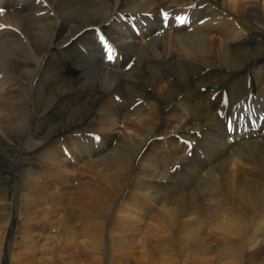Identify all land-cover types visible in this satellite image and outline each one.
I'll return each mask as SVG.
<instances>
[{
  "label": "bare ground",
  "instance_id": "1",
  "mask_svg": "<svg viewBox=\"0 0 264 264\" xmlns=\"http://www.w3.org/2000/svg\"><path fill=\"white\" fill-rule=\"evenodd\" d=\"M158 1L0 0V9H3L0 12V132L3 134L5 128L19 120L22 111L18 115L13 105L19 108L23 102L26 106L31 93L35 98L46 93L50 98L43 102L44 109L34 120V113L26 116L29 123L27 120L25 123L34 125L36 120L48 129L43 128L41 133L36 130L37 135L29 130L18 154L29 153L27 149L33 137L42 139L43 132L59 140L65 133H78L77 128L90 124L91 127L79 131L98 130L102 136V144L99 143L102 150L94 148L88 150L92 154H84L79 149H71V154L65 157L60 150L55 151L53 139L52 142L43 140L42 144L39 141L41 145L33 152L41 149L43 166L31 169L35 178L32 186L26 187L30 190L23 192L22 214L24 217L27 212L40 214L35 221L40 222L33 226L35 232H70L68 257L72 259L73 247L79 246L83 251L93 239H89L93 231L102 234L107 215L118 205L119 213L114 211L118 215L106 228H109L108 239L119 248L123 243L130 249L137 248L142 240L143 246L157 254L161 263L165 255L168 258L164 263L176 251V263L178 260L181 264L185 261V252L190 259H201L199 264H264V122L260 127L262 134L254 130L249 135L247 131L226 135L217 125L218 130L202 144L204 158L193 161L192 166L180 155L177 145L179 137L192 138L204 123L210 125L216 121L211 113L214 109H207L197 95V87L203 80L198 78L213 76L233 86L240 79L248 88L246 83L250 76L254 78L255 69L264 68V0H175L173 6L198 5L195 10H183L189 16L195 13L191 17L195 19L192 25L205 17L203 24L193 26L192 32L182 27L170 28L160 35L155 33V27L161 24L147 27L140 36L127 35V28L124 29L127 34H122V28L121 34L113 32L118 33L122 50L118 52H122L125 62L134 59V65L127 71L121 70L123 64L119 60L113 68L102 65L96 50L87 55L81 53V38L75 40L76 35L97 23L107 22L117 11H157ZM206 16H210L209 21ZM156 23H160L157 17ZM260 85H264V78ZM130 98L143 99V102L133 112L125 113L132 105L128 102ZM56 101L72 111L71 114L68 111L70 116H66L65 123L48 111ZM28 111L31 112L29 108ZM194 119L198 122L194 123ZM120 146L123 150H132L131 163L109 160ZM166 146L180 163L189 166L187 171L171 175L162 160L168 157L163 155L167 152ZM1 204L0 217L8 219L9 215L2 213L8 205ZM21 208H13L9 235L14 232ZM75 239L83 242L78 244ZM96 243L90 244L97 251ZM9 252L10 249L7 255ZM34 258L26 253L17 264H35Z\"/></svg>",
  "mask_w": 264,
  "mask_h": 264
},
{
  "label": "rangeland",
  "instance_id": "2",
  "mask_svg": "<svg viewBox=\"0 0 264 264\" xmlns=\"http://www.w3.org/2000/svg\"><path fill=\"white\" fill-rule=\"evenodd\" d=\"M174 1L175 0L158 1L157 3H155V5L158 6L157 7L158 9H157V11H153V12H144V13L143 12H137V11H131L130 12L128 10L127 11H117L113 15L114 18L113 17L109 18V20H107V22L106 21L103 22L104 24L101 22V23H97V24L93 25L92 26L93 28L91 27L90 30H86L87 32L82 31L81 33L76 35L74 37V39L76 40L79 37L81 38V42H79V41H77V42H79V49H80L81 53H83L84 55H87L89 53V51H93V53H95V50H96V52L98 54L97 58L102 65L107 66L109 68H113V67L117 66L116 63L119 60L120 64L121 65L123 64V66L121 67V70L127 71V70L131 69L132 66L134 65V59L130 58L125 62V59L123 58L122 52H118L121 50V47H120L121 45H119L120 43L117 39L118 33H113V32H115V31L120 32L121 28H122V31H121L122 34L128 33L127 35L134 34L136 36H140V35H142L143 31H145V29L147 27H151V26L154 27L157 25L159 26V24H161V26H159V28L155 27V29H156L155 33L160 35V34H162V32L166 31V29H170V28L175 29V28H181L182 27V28H185L184 31L192 32V31H194L193 26H196L197 24L198 25L203 24L202 22L206 19L205 17H204L205 19L202 18L199 21H197V23L195 25H192V24H194V23H192V19H194V18H191V17L194 16L195 13L191 12L192 13V15L190 14L191 16H189V14L184 13L185 11H188L192 8H193V10H195L196 7H198V5H196V4L190 5V4L186 3V5H187L186 7L191 6L190 8L187 9L185 6L180 7L179 4H176L175 6H173V4H175ZM184 2H187V1L185 0ZM170 5H171V8H169ZM204 6H205L204 4L200 5L199 8L200 7L202 8ZM194 7H195V9H194ZM179 10H180V12H179ZM126 12H128V13H126ZM157 14H158V16H157ZM183 14H185V18L182 20V18L184 17ZM156 17L160 19V23H156ZM206 17L208 18L207 20L209 21L210 16H206ZM121 19H124V20H121ZM110 20H111V22L114 21L113 22L114 24L111 23ZM140 20H141V22H140ZM123 21H125V22H123ZM110 26H111V29H110ZM124 29H126L127 31ZM124 31H126L127 33ZM91 32H93V33H91ZM121 32H120V34H121ZM214 35L216 36V34L213 33V36ZM262 36H263L262 37V39H263L264 35H262ZM85 37L88 38V39L86 38V41H85ZM149 37L151 38V36H149ZM147 39H149V38H147ZM75 40L71 41L70 43H73ZM82 44H83V46H82ZM118 45H119V47H118ZM90 46H92V47H90ZM62 48L63 47H61L60 50ZM110 55L112 57L111 59H109ZM40 63H41V61H40ZM253 74H254V78L252 76H250L249 81L246 83L247 86H249L248 88L243 86V80H240V79H236L235 80L236 86H233L230 82H228L226 80H222V79L218 80V78H214L213 76H204V78L203 77L198 78V79H201V80L203 79V80L200 81V84H202V85L197 87L198 88L197 89V95L199 96V99L202 101L203 105L207 106L206 107L207 109L208 108L214 109V112H211V113L214 114V116L216 117V121L210 123V125L208 123H204L205 126L201 130H199L196 133V135L192 138H180L179 137V140L177 141L178 142L177 145H178L179 150H180V155L181 156L184 155V157H185L184 159H186L185 161H188V164H191V166H192L193 161H196L197 159H203L204 158L203 157L204 154H202L201 151H202L204 143L207 141L206 138H208L207 136H209L211 133H213V131L215 132L216 130H218L219 125L223 128V131H221V132L222 133L225 132L226 135L232 133L233 131L237 132V133L247 131L248 132L247 135H249V134H252V132L254 130L259 131V133L262 134L260 132V127H261L262 123L264 122V111H263V109H264V91H263L264 85H260V84L264 78V68L262 67L261 70L255 69ZM255 76H256V80H255ZM212 77H213V79H212ZM251 79L253 80V82ZM102 81L105 82L104 79ZM204 81H206V82H204ZM255 81H256V83H255ZM203 83H205L206 85ZM251 83H252V85H251ZM212 84H215V85H212ZM209 85L210 86L212 85L213 87L215 86V88H213L212 86H211L212 87L211 88ZM256 85H257V87H256ZM239 86H240V88H239ZM242 86H243V88H241ZM250 86H251V88H250ZM259 87L262 89H260ZM216 88H218V89H216ZM214 89H215V91H214ZM235 89H237V90H235ZM208 91H209V94H208ZM31 94H30L31 96L29 95V97H28L27 102H29V104L26 105L27 107L23 106V102H21V104L19 105L20 107L22 105V108H23V109L21 108L22 110H20V107L18 108V105H15V106L13 105V108L15 109L14 111L18 115L22 111L21 115H23V116H21V115L19 116V120H22V122L17 119L18 123L14 122L17 126L15 124H11V126H8V128H5V132L3 134H2V132H0V137H2V140H0V144H1L0 148L1 147L3 148V149L1 148L2 150L0 149V152H1L0 153V170H1L0 171V184H1L0 185L1 186L0 187V196L5 197V200L0 199V204L3 202L1 205H3V204H6V206L8 205L6 207V210H4L2 213L5 212L6 214L9 215L8 219L4 218V217H0V219L2 220V221L0 220V264H17V262L20 261L19 259L22 258V256L26 253L31 254L32 257L35 256V258H34L36 261L35 264H62V263H64V264H93V263L94 264H117V263L118 264H122V263L123 264H134V262H135V264H167V263L168 264H181V262H178V260L176 263V258H178V257H176L178 255V252L176 253V251H172V254H173V252H175L172 259H171V255H170L168 261L166 263H164L166 261V258H168V257H166L167 255H165V260L163 263H161L157 254H155L156 255L155 256L153 253H151L152 251L149 250L150 248H147V247L145 248L143 246L145 243L142 240H140V244H139L140 246H138L137 248H134V249H130V247L127 244H125L126 245L125 246L124 243L121 244V247L119 248V246L117 247L116 242H111L108 239V234H107V232H108L107 230L109 228H106V227H108L110 221L112 223L115 220L114 218L118 215V214L115 215V212L119 213L118 209L120 206H118V205L115 206V208L113 207L111 209L112 211H110L109 214L107 215L109 217H106V222H104V225H103L104 227L106 225V227H105L104 231L102 232V234L99 233V235L101 237H99V235H97L98 234L97 232L93 231V233L91 234L93 237L89 238V239H91V238H93V239L88 241V243L85 246L83 251L80 250L79 246H78L79 248L73 247L72 252L74 255L73 256L74 259L68 257L71 255L69 253L71 251V246H68L69 240H70V236H69L70 232L66 233V232H62V231H57L55 233L54 232L52 233L51 231H46V232L39 233L38 231H36V232L34 231L33 226L36 223L40 222L39 219L37 222H35L37 220V217H40L39 216L40 214L35 215V214H33L34 212L32 214L29 212L31 214L30 215L27 212V216L30 219H28L26 215L24 217V214H22L24 212V209H23L24 205H22V204H24V202H25V201H22V196H25L24 193H27V191L30 190V188H26V187H31L32 186V180L35 178V175H33L32 171H34L35 169L37 170V168L43 166L42 165L43 160H44L43 157H41L42 162H40V160H41L40 159L41 149L36 151V152H33V151L37 150L39 148V146L42 144L43 140H45L47 142H52L51 141L52 139L54 141L52 143L53 148H55V151L60 150V152L62 153V155L64 157L68 154H71V152H70L71 149H74L75 151L77 149H79L81 151V153L92 154L93 151H88V150L96 148L97 151H100L103 149V147L100 146L102 144L101 143L102 142V136L98 130L89 129V130L79 131L81 128L86 129L88 126H90V127L92 126L89 124L88 126L84 125L80 128H77L78 133L77 132L65 133L63 136H61L59 138V140L52 138L53 136H51V137H49L48 135L46 136V133L43 132L45 135L42 137V139H38L37 137H35V138L33 137L31 145L29 146V149H27V150H29L28 151L29 153L18 154V151H20L22 149V144H23L22 139H24V137L29 132V130H31L32 135L33 134L37 135L36 130L41 133L43 131V128L48 129L47 125H45V126L40 125L39 124L40 122L36 121V120L34 121L35 122L34 125H32V123L30 125L26 124V123H29V118H27V117L32 116L34 113V117H33V120H34V118L37 116V114H39V112L42 109H44V107L46 105V104H44L45 101H47L50 98L49 95L46 93H44L42 96L36 97V98H35V95L33 93H31ZM33 95H34V97H33ZM29 99H30V101H29ZM32 99H34V101ZM142 100L143 99L130 98L128 102L131 103L132 105L129 107V110H127L125 113L133 112L136 109V107L143 102ZM36 101H37V103H36ZM40 101H42V102H40ZM119 101H121V100L119 99ZM217 101H218V103H217ZM128 102H126V103H128ZM58 103L59 102L56 101L55 105L52 106L53 109L50 107L51 109L49 108L48 111H51V113L53 115L55 114V116H57L61 119L62 123H65V121L67 120V117L70 116L72 111H69L68 109L65 108L64 105H62L60 103L58 104ZM32 105H33V107L35 106L34 107L35 110H33ZM221 105H222V108H220ZM216 106L217 107L220 106L219 109ZM28 108L31 112L28 111ZM16 109H19L20 111L16 110ZM52 110H54V111H52ZM62 110H64V111H62ZM68 111L70 114L68 113ZM24 112L27 113V115ZM63 112L64 113L66 112V113L63 114ZM257 113H259L257 116V119H258V121H259V119H261L260 122H258V124H256L255 126L249 125L250 124L249 122L255 123L256 117L254 115H257ZM20 117H21V119H20ZM26 120L28 122H26ZM193 122L197 123L198 120L194 119ZM215 122H217V123H215ZM244 124H245V127H243ZM66 125H68V124H66ZM33 126H35V127H33ZM240 127L243 128V130H239L238 128H240ZM17 128H18V130H16ZM23 129H24V132H23ZM13 130H14V132L17 131L18 134H16L17 132L14 133ZM26 130H28V131H26ZM46 131H48V130H46ZM19 132H21L20 133L21 136L19 135ZM9 135H11V136H9ZM40 136H39V138H40ZM71 137H75V138H71ZM9 138H10V140H9ZM11 138H12V140H11ZM257 138H258V140H261V137H257ZM69 140H71V141L68 142ZM39 141L41 144L39 143ZM113 142H114L113 145L115 146L116 145L115 143L117 142L116 139ZM99 143H100V145H99ZM38 144H40V145H38ZM7 147H8V149L9 148L10 149L9 150L5 149ZM31 148H32V150H31ZM165 148H166V151L168 152V150H169V152L168 153L164 152L166 154H163V155L168 156V157H162V160L164 162L163 164L165 165V167L169 168V172L171 173V175L177 176L178 173L182 174V171L184 172V171H187V169H189L188 165H185V163L183 164L182 161H181V163L179 162L177 155L170 152L171 148H169L168 146H166ZM3 150L4 151L6 150V151L4 152ZM14 150L16 151V154H15ZM144 150H147V149H144ZM10 151H12V152H10ZM6 154H8V156ZM112 154H114V156L112 157V159H109V160L114 161L116 163L120 162L121 164L124 163L127 165V164L131 163V161L134 159V154L132 155V150H123L121 148V146ZM127 154L129 156H127ZM102 155H105V154H100V156H102ZM118 157H120V158H118ZM79 165H82V164H79ZM16 169H18L19 171ZM31 169H33V170L31 171ZM12 172H13V174H12ZM175 173H177V174L175 175ZM76 174H77V172L75 173V177L77 178L78 175H76ZM25 177H27V178H25ZM28 178H30V179L28 180ZM22 179L25 181H23ZM200 180L203 181V178H201ZM22 181L24 184L22 183ZM35 187H36V185H35ZM126 189L127 188H125L124 191H127ZM20 192H21V194H20ZM28 197L29 196H27L26 198H28ZM26 198L24 197L23 200H25ZM5 201L9 202V204ZM19 205H21V206H19ZM15 206H18L19 208L22 207L21 208L22 212H20V214L18 216H16V223H15L14 232L11 235H9L10 226L12 225L11 223H12L13 216H14V212H13L14 209L13 208H15ZM117 210H118V212H117ZM28 224L30 225V227ZM24 230H25V232H24ZM26 230H28V231H26ZM26 232L27 233L29 232V233L27 234ZM59 232L62 234H60ZM34 233H39V235L34 234ZM93 234L96 236L94 237ZM25 236H27V237H25ZM39 236H41L43 239L41 237L39 238ZM8 238H10V239H8ZM96 238H98V240ZM24 240L27 242H25ZM48 240H50V241H48ZM47 241H48V243H47ZM77 241H78V244H80V242H83L82 239H77L75 242L77 243ZM31 242H34V243H32L30 245ZM70 242H72V241H70ZM93 242H94V244L96 243V245H97L96 249L98 247L97 251L95 250V248H94V250L92 248ZM24 243L26 244V246ZM38 243H39V245H38ZM90 243H92V244H90ZM32 245L36 246V248L33 247ZM8 249H10L9 255H7ZM89 249H90V251H89ZM125 249H126L127 253H125L126 252ZM128 249L131 251L132 254L131 253L128 254V252H130V251H128ZM118 250H119V252H118ZM148 250L150 251V253ZM56 253H58V254H56ZM120 253H122V254H120ZM185 253H184L185 256H183V259L185 257V259H184L185 261L183 264H189L191 262H196V261L197 262L195 264H197L198 260L200 262L201 259L198 258V260L195 261V259H196L195 256H194L195 259L193 260V259H190L191 257H190V255H188V252H187V254H185ZM55 254L57 256H55ZM144 254L147 255V257H145ZM119 255H121L120 257L123 256L124 258L120 259V257H118ZM174 258H175V260H174ZM67 259H69V260H67ZM87 259H89V260H87ZM117 259L120 260V262ZM91 260L93 261V263L91 262ZM28 263L29 262H27V264Z\"/></svg>",
  "mask_w": 264,
  "mask_h": 264
},
{
  "label": "snow or ice",
  "instance_id": "3",
  "mask_svg": "<svg viewBox=\"0 0 264 264\" xmlns=\"http://www.w3.org/2000/svg\"><path fill=\"white\" fill-rule=\"evenodd\" d=\"M3 11V9H0V12H2ZM112 57H111V55L109 56V59H111Z\"/></svg>",
  "mask_w": 264,
  "mask_h": 264
}]
</instances>
